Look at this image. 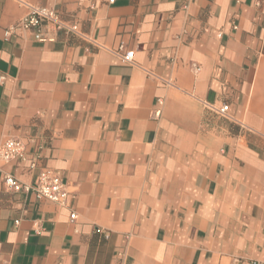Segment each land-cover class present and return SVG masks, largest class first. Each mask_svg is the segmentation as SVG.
Returning <instances> with one entry per match:
<instances>
[{
    "label": "crops",
    "instance_id": "obj_1",
    "mask_svg": "<svg viewBox=\"0 0 264 264\" xmlns=\"http://www.w3.org/2000/svg\"><path fill=\"white\" fill-rule=\"evenodd\" d=\"M25 4L83 37H7ZM10 137L42 159H0V264H264V0H0ZM43 167L68 207L5 184Z\"/></svg>",
    "mask_w": 264,
    "mask_h": 264
},
{
    "label": "built area",
    "instance_id": "obj_2",
    "mask_svg": "<svg viewBox=\"0 0 264 264\" xmlns=\"http://www.w3.org/2000/svg\"><path fill=\"white\" fill-rule=\"evenodd\" d=\"M25 5L28 8V13L6 30L7 37L12 34L27 33L30 34L32 39L40 43L55 42L60 33L83 37L79 23L65 18L58 10L38 5ZM123 51L124 46L122 45L118 54L126 61L132 62L134 52L128 51L123 54ZM195 68H197L196 65ZM160 103L162 104V102ZM208 109L229 118L227 106L216 108L213 105H208ZM161 114V109H158L155 112V117L160 118ZM41 149V146H38L36 152L31 154L28 151L27 144L21 138L10 137L0 146V159L6 164L12 162L29 163V169L33 171L40 166ZM5 184L12 190H24L27 193L35 194L38 199H45L59 206L68 207L69 191L67 183L60 173L51 168H41L37 180L33 184H23L10 174H6ZM71 216L75 218L74 213ZM251 264L258 263L252 262Z\"/></svg>",
    "mask_w": 264,
    "mask_h": 264
}]
</instances>
